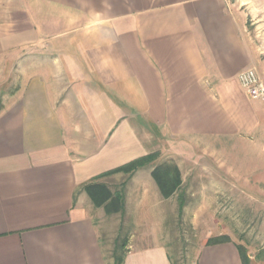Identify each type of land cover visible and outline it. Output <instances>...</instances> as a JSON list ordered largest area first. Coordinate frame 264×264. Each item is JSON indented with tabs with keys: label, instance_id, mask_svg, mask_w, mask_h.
Instances as JSON below:
<instances>
[{
	"label": "crops",
	"instance_id": "obj_1",
	"mask_svg": "<svg viewBox=\"0 0 264 264\" xmlns=\"http://www.w3.org/2000/svg\"><path fill=\"white\" fill-rule=\"evenodd\" d=\"M244 28L228 0H0L12 88L0 105V264H112L104 210L82 187L134 158L158 152L181 172L200 142H222L233 156L247 148L254 169L264 100L237 78L258 65ZM145 167L124 212L150 231L129 237L121 264H172L166 198ZM238 245L204 242L190 264H242Z\"/></svg>",
	"mask_w": 264,
	"mask_h": 264
},
{
	"label": "rangeland",
	"instance_id": "obj_2",
	"mask_svg": "<svg viewBox=\"0 0 264 264\" xmlns=\"http://www.w3.org/2000/svg\"><path fill=\"white\" fill-rule=\"evenodd\" d=\"M228 2L237 7L244 17L245 35L258 61L254 69L264 83V0ZM9 85V79L0 78V105L12 91ZM198 145L199 159L181 163L183 178L178 193L183 194L186 202L182 215L178 212L177 192L162 200L166 217L159 237L169 251L172 264H190L194 249L217 232L243 244L251 264H264V153L257 155L259 162L254 164L253 169L252 156L247 154V148L245 155L233 156L230 151H224L222 142H214V146L201 142ZM166 160L171 159L159 153L144 170ZM128 181L127 175L122 173L103 179L112 190L122 189L124 184L125 188ZM137 214L96 215L101 228V241L112 264V253L120 254L122 243L126 244V249L131 235L150 231L147 218L141 217L136 225Z\"/></svg>",
	"mask_w": 264,
	"mask_h": 264
},
{
	"label": "trees",
	"instance_id": "obj_3",
	"mask_svg": "<svg viewBox=\"0 0 264 264\" xmlns=\"http://www.w3.org/2000/svg\"><path fill=\"white\" fill-rule=\"evenodd\" d=\"M158 155V152H153L146 154L145 156L134 158L130 162L122 164L117 168L97 175L93 182L84 185L82 189L88 193L91 202H93L95 206L103 208L106 215L118 213L123 216L125 209V184L123 185L122 189L112 190L105 183L98 182L96 180L108 177L109 175L121 173L127 175V178H130L136 170L147 166V164H151L154 159L158 157ZM150 174H152L156 186H158L159 193L163 198H168L174 193H178V190L182 186V175L174 160H166L160 162L158 165L153 166ZM183 197V194L180 192L176 196L178 212L180 216L183 213L182 209L186 206L185 198ZM229 240V236L220 234L215 235V237L208 238L205 241V244L216 245V243H225L229 242ZM125 245V243H122L119 246L121 248L120 254H116L115 251L112 253L113 264H121L123 262L126 251V249H124ZM237 248H239L242 264H251L247 249L243 245H238Z\"/></svg>",
	"mask_w": 264,
	"mask_h": 264
},
{
	"label": "built area",
	"instance_id": "obj_4",
	"mask_svg": "<svg viewBox=\"0 0 264 264\" xmlns=\"http://www.w3.org/2000/svg\"><path fill=\"white\" fill-rule=\"evenodd\" d=\"M241 88L255 100L264 99V83L258 77L254 68L249 67L237 74Z\"/></svg>",
	"mask_w": 264,
	"mask_h": 264
}]
</instances>
